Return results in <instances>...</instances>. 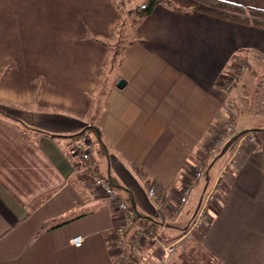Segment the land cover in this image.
<instances>
[{
	"label": "crops",
	"instance_id": "0c3cea01",
	"mask_svg": "<svg viewBox=\"0 0 264 264\" xmlns=\"http://www.w3.org/2000/svg\"><path fill=\"white\" fill-rule=\"evenodd\" d=\"M220 1L264 10V0ZM121 18L118 0H0L1 71L14 65L3 72L0 110L38 131L23 136L0 118V264H121L111 247L118 213L80 171L72 151L80 138L141 224H157L163 243L174 245L170 264L189 235L206 264H264V91L256 81L263 79L264 28L157 6L99 81L108 53L95 38L110 40ZM241 61L247 72L226 92ZM234 98L239 133L253 132L259 147L241 149L209 220L187 235L240 144L232 138L204 164V181L181 208L182 190ZM89 127L104 150L92 130L71 138ZM76 236L84 238L80 247L71 244ZM132 264H159L157 247H141Z\"/></svg>",
	"mask_w": 264,
	"mask_h": 264
},
{
	"label": "built area",
	"instance_id": "2783aa9c",
	"mask_svg": "<svg viewBox=\"0 0 264 264\" xmlns=\"http://www.w3.org/2000/svg\"><path fill=\"white\" fill-rule=\"evenodd\" d=\"M247 72L246 62L241 61L229 80L225 83L226 92H234L238 89L242 79ZM229 113L224 125L212 137V140L205 148V155L201 164L192 171V176L183 188L179 197V206H185L196 185L202 183L206 176L204 164L213 159L217 153L232 138L238 135L239 120V102L234 98L229 104ZM259 147L257 137L253 133L246 134L240 141L238 148L227 161L226 166L222 169L220 175L208 187L206 193L201 198L198 210L187 230V235L193 234L196 230L204 227L209 220L210 207L214 204L217 197V190L222 183L223 176L228 173V168L236 165V158L240 155L242 148L257 149ZM91 144L85 138H80L73 145V154L81 163L80 171L84 173L91 182V185L99 191L106 199L112 201L115 210L118 213V221L112 229L111 247L114 254L118 255L121 264H131L140 248L145 245H153L158 249L159 264H170L174 252L173 244H165L161 240L162 230L152 225H143L139 221L137 212L130 203L121 197L119 190L112 186L108 179L97 172V165L90 159ZM148 196L151 200H156L154 189H149ZM84 238L76 236L71 240L74 247H80Z\"/></svg>",
	"mask_w": 264,
	"mask_h": 264
},
{
	"label": "trees",
	"instance_id": "16d2710c",
	"mask_svg": "<svg viewBox=\"0 0 264 264\" xmlns=\"http://www.w3.org/2000/svg\"><path fill=\"white\" fill-rule=\"evenodd\" d=\"M121 1L122 0H119V5H118L119 11L121 10L120 9L121 7L120 5L122 4ZM157 6H161L172 12H177V13L198 12L205 16L212 17L229 23L251 26L256 28H264V10H260V9L245 7L242 5L220 1V0H148L146 4L138 7L137 9L129 13L131 16V20L129 23L125 24L124 22H122L120 25H115L113 30H116V35L118 28L121 29L123 28L124 31L123 33H126L128 31L126 29L129 28L131 29V32L134 35L138 26L143 22V20L147 16L151 14L153 9ZM119 38L120 37L117 36V39ZM95 41L98 42L101 46H103L108 53L107 55L108 70H106L104 74V78H107L110 73V70L120 64L122 54L130 42L125 46L119 48L118 46L120 43L119 40H117V42L109 43L107 42V40L103 41L100 38H95ZM13 66L14 65L12 62H8L6 66V70L3 72H7L9 69L13 68ZM1 68L2 67L0 66V83L5 74L1 71ZM0 118L3 119L4 121L6 120L7 123L9 122L8 124L17 128L23 136H26V134H28L29 132H38L35 129L26 126L22 121L3 113L1 110H0ZM87 130H92L94 132L95 134L94 136L96 137V142L98 147L101 150H104L102 139L99 135L98 130L95 128L89 127L79 135H75L71 138L82 136L84 133H86ZM245 133H253V132H245ZM241 134L242 133H238V135ZM107 179L112 186L117 187L114 181H112L110 178ZM129 199H131V197ZM131 206L136 211L135 206L133 205L132 202H131ZM151 225L154 227L157 226V224L155 223H152ZM133 260L134 258L131 260V264L133 263Z\"/></svg>",
	"mask_w": 264,
	"mask_h": 264
},
{
	"label": "rangeland",
	"instance_id": "374dc122",
	"mask_svg": "<svg viewBox=\"0 0 264 264\" xmlns=\"http://www.w3.org/2000/svg\"><path fill=\"white\" fill-rule=\"evenodd\" d=\"M147 1L148 0H122L121 1L122 4L120 5L121 6L120 13H121L122 18H121V21H119L117 25H120L122 22H124L125 24L129 23L131 20V16L129 13L137 9L138 7L143 6L144 4L147 3ZM118 5H119V0H118ZM126 30L128 31L126 33H123L124 32L123 28L122 29L118 28L117 35H116V30H113L111 32L110 40H108L107 42L111 43V42H117V40H119L120 41L118 45L119 48L125 46L126 44L130 42V39H131L130 36H133L131 29L128 28ZM117 36H119L120 38L117 39ZM100 39H102L103 41L105 40L104 37H100ZM107 68H108V64L106 60L105 65L103 66L102 70L100 69L97 71L96 77L99 81L104 79V74L106 70H108ZM262 72H263L262 73L263 79L256 80L257 83L261 86L260 87L261 92L264 91V70ZM259 114L260 116L258 117L263 119V115H261V113ZM246 134H249V133H244L240 135L236 141L242 139ZM175 250H176V253H179V256H176V260L178 261L177 264H206L205 263L206 258L201 254L196 244V241L190 235L188 236V238H185L181 240L179 243H177Z\"/></svg>",
	"mask_w": 264,
	"mask_h": 264
},
{
	"label": "water",
	"instance_id": "95a60500",
	"mask_svg": "<svg viewBox=\"0 0 264 264\" xmlns=\"http://www.w3.org/2000/svg\"><path fill=\"white\" fill-rule=\"evenodd\" d=\"M124 85H125L124 81L118 80V81H117V84H116V87H117L118 89H122ZM242 134H244V133H242ZM242 134H241V135H242ZM239 136H240V135H237V136H235L234 138H237V137H239Z\"/></svg>",
	"mask_w": 264,
	"mask_h": 264
}]
</instances>
